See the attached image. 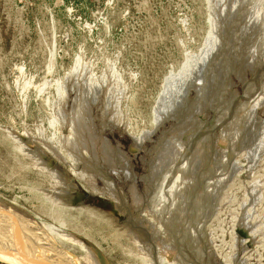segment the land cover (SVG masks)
Listing matches in <instances>:
<instances>
[{
  "label": "rangeland",
  "instance_id": "374dc122",
  "mask_svg": "<svg viewBox=\"0 0 264 264\" xmlns=\"http://www.w3.org/2000/svg\"><path fill=\"white\" fill-rule=\"evenodd\" d=\"M184 82L181 102L155 125ZM172 134L183 136L176 162L139 191L145 215L176 249L155 244L144 260L123 221L74 172L104 187L109 174L91 152L110 144L142 174ZM57 184L83 202L66 203ZM0 212L71 234L100 264H264V0H0ZM63 247L70 264H87Z\"/></svg>",
  "mask_w": 264,
  "mask_h": 264
},
{
  "label": "bare ground",
  "instance_id": "6f19581e",
  "mask_svg": "<svg viewBox=\"0 0 264 264\" xmlns=\"http://www.w3.org/2000/svg\"><path fill=\"white\" fill-rule=\"evenodd\" d=\"M227 9V8H226ZM240 12V11H239ZM209 45V44H208ZM206 52V51H205ZM208 52V51H207ZM205 57V56H204ZM203 57V58H204ZM254 58V57H253ZM204 61V60H203ZM195 62H197V61H195ZM202 64V63H201ZM252 65V64H251ZM202 66V65H201ZM200 67V66H199ZM203 67V66H202ZM203 69V68H202ZM200 70V69H199ZM200 71H203V70H200ZM199 72V71H198ZM201 73H203V72H201ZM207 74V73H206ZM203 75V74H202ZM202 75H200V76H202ZM197 76H198V74H197ZM199 76V77H200ZM205 76V75H204ZM203 76V77H204ZM195 78H196V76H195ZM193 81H196V80H194L193 79ZM202 80L200 79V82H201ZM187 83H188V81H187ZM187 83L186 82H184V83H182V87L180 88V92L178 91V93H179V96L178 97H176L175 99H172V100H170V103L168 104V102L166 103V101H167V99L166 98H168V97H166V96H168V94L166 95V96H164L163 97V101H162V103H161V105L162 104H164V103H166L164 106H162V107H159L157 110H156V112H155V117H154V123H155V125H157L159 122H161L163 119H164V116H165V114H167L169 111H171L174 107H175V105L176 104H179L180 102H181V97H182V95L184 96V94H186L187 93V89H188V86H186L187 85ZM210 83V82H209ZM198 85V84H197ZM196 85V86H197ZM193 86H195V85H193ZM168 88V87H167ZM171 89V88H170ZM199 89H201V88H199ZM172 90V89H171ZM174 90H175V88H174ZM166 91H167V89H166ZM173 91V90H172ZM176 92V91H175ZM174 92V93H175ZM169 93H170V91H169ZM176 94H177V92H176ZM174 95V94H173ZM203 95V94H202ZM197 96V95H196ZM171 97V96H170ZM175 97V96H174ZM194 97V96H193ZM206 98V97H205ZM210 98V97H209ZM213 100V99H212ZM216 103V102H215ZM221 105V104H220ZM200 108H197V110H199ZM220 109V108H219ZM199 112H200V110H199ZM170 113V112H169ZM173 113V112H172ZM222 115V114H221ZM195 116V115H194ZM166 118V117H165ZM219 120V119H218ZM193 122V121H192ZM114 123V122H113ZM179 127V126H178ZM178 129V128H177ZM153 132V131H152ZM177 132V131H176ZM149 131L148 132H143L142 133V135H141V137L140 136H136V141L133 143V147H134V149H139L140 148V146L142 145V143H143V140L144 139H146V136L147 135H149ZM150 136V135H149ZM177 136V135H176ZM174 137V138H172L173 137V134H172V136H171V138H168L166 141H164V143L160 146L159 145V151H158V154H157V158L155 159V160H153V162L151 163V167L149 168V170H148V172L147 173H145L144 175H142L140 178H142L143 180L145 179V182H146V185L147 186H149V187H153L154 188V186H155V183H157V181L158 180H160V177H162L163 176V179L164 178H166L165 176L168 174V169L169 170H171L170 169V166H173V165H171L172 163H174V162H176V158H177V156L179 155V152H180V150H181V146H182V144H181V142H179V141H181V139H182V135H179V136H177V137ZM183 140H185L184 138H183ZM188 140V139H187ZM186 141V140H185ZM76 142V141H75ZM177 143V145H175ZM74 145H77V143H73ZM184 144V143H183ZM185 145V144H184ZM78 146V145H77ZM80 146V145H79ZM78 146V147H79ZM78 147H77V150H78ZM94 147V146H93ZM74 148H76V147H74ZM153 148V147H152ZM102 150H103V152H102ZM102 150H101V152H98V148H93V152H91V154L92 153H94L93 155H94V157H93V155L91 156V158H92V161H96V163L94 164L93 163V166L95 167H97L98 168V170L101 168V171L104 173L103 174V176L104 177H106L107 175L106 174H112L113 172H115L118 176H120V178L121 179H124V178H126L127 180L129 179V181L127 182V184H128V190H129V192L131 193L130 195H132V197H131V202H127L128 201V197H126L125 195L126 194H124V193H120L117 189H115V185H114V183H113V181L111 180V181H109V180H107L108 179V176L106 177V178H104L103 176V178L104 179H106L105 181H104V187L103 186H98L97 185V183L95 182L96 180H92L89 176H86L85 175V173L83 174V172H79V173H77V172H74V175H75V177L76 178H78L79 180H80V183L81 184H83V185H85L86 187H88L89 188V191L90 192H92V193H94V194H97V195H99V196H103V197H105V198H109L110 200H112V201H114L116 204L117 203H121V204H126V203H128V204H130L131 206H132V208H133V206H136V205H141V204H144V206H146V202L148 201V198L146 199L145 197H143V196H140L139 195V193H138V191H137V188H136V185H135V176H136V174H134L133 172H132V169H131V167H130V162H129V159H126L127 158V155L123 152V151H120V150H116V148H114L113 146H110V144H106L105 145V147H103L102 148ZM92 151V150H91ZM100 151V150H99ZM195 152V151H194ZM101 153H103V154H101ZM156 153V152H155ZM37 154H39L38 152H37ZM60 153H58V152H54L53 151V155H59ZM181 155V154H180ZM52 156V155H51ZM41 158L43 159V157H42V154H41ZM52 158V157H51ZM50 158V159H51ZM94 158V159H93ZM188 158V157H187ZM185 159V158H184ZM199 159H200V157H199ZM198 159V160H199ZM52 161V160H51ZM187 161V160H186ZM186 161H184V162H186ZM125 162V163H124ZM50 163V162H49ZM183 163V162H182ZM189 163V162H188ZM178 164V163H177ZM188 165V164H187ZM51 169L52 170H54L56 173H57V175H56V173H54V175L55 176H60V177H62V174H60L61 172H60V170H58L57 168H56V166H55V164H52L51 163ZM132 166V165H131ZM93 167V168H94ZM95 167V168H96ZM173 168V167H172ZM178 168V167H177ZM181 168H183V167H181ZM130 169V170H129ZM100 171V172H101ZM165 171H167V172H165ZM98 172V171H97ZM99 173V172H98ZM165 173V174H164ZM64 174V173H63ZM101 174V173H100ZM99 174V175H100ZM122 174V175H121ZM124 174H125V176H124ZM187 175V174H186ZM101 176V175H100ZM111 176V175H110ZM125 180V179H124ZM181 180V179H180ZM62 181H65V178L64 177H62ZM161 181H162V179H161ZM160 181V182H161ZM164 181V180H163ZM162 181V182H163ZM161 182V183H162ZM164 183V182H163ZM62 184H65V183H62ZM150 184H151V186H150ZM159 184V183H158ZM158 184H157V186H158ZM69 185V184H68ZM67 185V186H68ZM112 185H114V186H112ZM162 185V184H161ZM160 184H159V187L161 186ZM67 186H65L66 187V189L68 188ZM65 187H62V185L61 184H57V188L56 189H58V191H60L61 189H63V190H66L65 189ZM70 187V186H69ZM157 189V188H156ZM155 189V190H156ZM57 191V190H56ZM57 191V192H58ZM156 191H158V190H156ZM184 191V190H183ZM156 193H158V192H156ZM72 194V193H71ZM56 195V194H55ZM55 195H53V197H51V201L53 200V202L54 203H57L58 204V196L57 197H55ZM159 195H160V192H159ZM182 195V194H181ZM48 196V195H47ZM146 196H148V195H146ZM156 196H158V194L156 195ZM162 196H163V193H162ZM162 196H158L159 198L160 197H162ZM170 196V195H169ZM48 197H50V196H48ZM61 197V196H60ZM154 197V196H153ZM68 198V197H67ZM150 198V197H149ZM181 198V197H180ZM183 198V199H182ZM181 199H182V201H179L180 199L179 198H177V199H179L178 201H179V203L181 202V205H182V208H186V206H187V202H188V199L186 198V196H185V198L184 197H182ZM62 199H64V198H62ZM65 199H66V197H65ZM68 200V199H67ZM154 200V198H150L149 199V202L150 203H153L152 201ZM164 200H165V198H164ZM60 201V200H59ZM177 201V202H178ZM156 202V201H155ZM154 202V203H155ZM61 203V202H60ZM63 203V202H62ZM170 203V202H169ZM175 203H176V200H175ZM172 204V203H171ZM174 204V203H173ZM118 205V204H117ZM124 205H120L121 206V210L123 211V212H126V210L127 209H129L130 207H128L129 205H126L127 207H124ZM86 206V205H85ZM176 206V205H175ZM58 207V206H57ZM57 207H55V208H57ZM174 207V206H173ZM49 208H51V207H49ZM60 208H63V207H60ZM151 208V207H150ZM52 209H54V208H52ZM170 209V208H169ZM187 209V208H186ZM57 211H58V209H56ZM174 210V209H173ZM60 211H62V210H60ZM59 211V212H60ZM66 211V210H65ZM64 211V212H65ZM159 211V209L157 210V212ZM161 211H163V210H161ZM167 211V210H166ZM172 211V210H171ZM55 212V211H54ZM130 212H131V210H130ZM156 212V211H155ZM168 212V211H167ZM56 213V212H55ZM58 213V212H57ZM56 213V214H57ZM68 213H69V211H68ZM80 213V212H79ZM128 213V212H127ZM126 213V214H127ZM64 214V213H63ZM161 214V213H160ZM60 215V214H59ZM65 215V214H64ZM154 215V214H153ZM169 215V214H168ZM170 216V215H169ZM60 217H61V215H60ZM59 216H57V218H60ZM93 217V216H92ZM62 218V217H61ZM98 218V217H97ZM145 217L144 216H139V215H132V214H129L128 215V220H132L133 222H138V223H141V224H144L145 223V219H144ZM90 219V218H89ZM99 219V218H98ZM39 220V219H38ZM56 220V219H55ZM59 220V219H58ZM62 220V219H61ZM63 222V221H62ZM64 223V222H63ZM62 223V224H63ZM12 224H13V226H15V229H16V231L18 232V233H20L21 234V232L20 231H22V234H24V232H25V230L23 229V227H22V225L20 224V223H14V222H12ZM65 224V223H64ZM103 224V223H102ZM43 225H44V227H45V229H46V233H43V232H41V231H39V232H35L36 233V235H38L42 240H56V242H58L60 245H63V246H69L71 249L73 248V249H76V250H78V251H80L79 253H81V251H82V253H81V255H80V259L81 260H83V261H85L87 264H100L99 263V261L97 260V258H96V256H95V253L91 250V248H88L87 247V249H84V248H82V247H80V246H75L74 244H72V242L71 241H75L76 243H80L79 245H84V246H86L85 244H83L82 242H80V240L77 238V239H75V238H73L72 236H70V235H68V234H66L65 232H55L54 230H53V227H52V225H50V224H44V222H43ZM73 225V224H72ZM74 225H75V223H74ZM74 225H73V227H74ZM64 226V225H63ZM83 226V225H82ZM66 227V226H65ZM70 227H72V226H70ZM75 227L77 228V226L75 225ZM123 227L124 228H126L129 232H130V235H132L133 236V239L136 241V243L138 244V246L142 249V251H143V256H141V257H143L144 258V260H147V259H145L146 257H148L147 255H146V253L147 254H149L151 251H153L154 250V247H153V245L148 241V239H147V237L144 235L145 233H149V234H151V236H153V238L155 239V237H157V235H156V233L154 232V233H152V232H148V231H146L145 230V228H142L141 226L140 227H138V226H135V227H133V226H129V224H128V222L127 223H125V222H123ZM170 227V226H169ZM172 228V227H171ZM180 228V227H179ZM182 228V227H181ZM180 228V229H181ZM61 230V229H60ZM76 230V229H75ZM173 230V229H172ZM183 230V229H182ZM174 231V230H173ZM181 231V230H180ZM184 231V230H183ZM168 232H170V230L168 231ZM172 232V231H171ZM171 232H170V234H171ZM182 232V231H181ZM3 232H2V230L0 229V234H2ZM173 233V232H172ZM169 234V235H170ZM182 234H184L183 232H182ZM181 234V235H182ZM173 236H174V234H172ZM185 235V234H184ZM164 236H166V234L164 235ZM178 236V235H177ZM176 236V237H177ZM166 237H168V236H166ZM166 237H163V239L162 240H160V242L159 243H157V245L158 246H162L163 248H167V249H170V250H175L176 249V246L174 245V244H170V243H172V242H168V240H169V238L167 239ZM184 236L182 235V237L181 238H183ZM93 238V237H92ZM175 238V237H174ZM173 237H172V239H174ZM177 238H179V237H177ZM184 239H186V237L185 238H183L182 240L184 241ZM177 240V239H176ZM173 241V240H172ZM178 241V240H177ZM178 244V243H177ZM183 244H184V242H183ZM185 244H188L189 245V242L188 243H186L185 242ZM191 244V243H190ZM180 247H181V245H179ZM178 246V247H179ZM191 246V245H190ZM161 247V248H162ZM158 248V247H157ZM160 248V247H159ZM161 248H160V250H161ZM159 249H157V251H158ZM163 250V249H162ZM155 251H156V249H155ZM161 252V251H160ZM153 253V252H152ZM156 253V252H155ZM165 252H163L162 253V255L164 254ZM184 253V252H183ZM156 254H158V253H156ZM173 254V253H172ZM174 255V254H173ZM184 255V254H183ZM160 256V255H159ZM44 255H41L40 253H36V259H37V261H38V263L39 264H46L45 263V261H44ZM185 257H186V253H185ZM0 258L1 259H3V260H5L6 262H13V263H18V260L15 258V257H13V256H9V255H4V254H0ZM138 258V257H137ZM142 259V258H141ZM140 259V260H141ZM183 259V258H182ZM149 260V259H148ZM142 261V260H141ZM139 262V261H138ZM147 262V261H146ZM84 263V262H83ZM149 263V262H148ZM148 263H146V264H148ZM151 263V262H150ZM85 264V263H84ZM143 264V263H142Z\"/></svg>",
  "mask_w": 264,
  "mask_h": 264
},
{
  "label": "water",
  "instance_id": "95a60500",
  "mask_svg": "<svg viewBox=\"0 0 264 264\" xmlns=\"http://www.w3.org/2000/svg\"><path fill=\"white\" fill-rule=\"evenodd\" d=\"M53 163L56 167L62 169V167L57 162ZM70 179L75 180L76 178H74L73 175V177H70ZM112 204L116 209V205L114 203ZM4 205L6 206L7 204ZM6 207L11 208L9 205H7ZM18 214L22 215L21 212H18ZM24 217V222L22 221L20 222V224L22 225L25 232L23 235H20L16 231L15 226H11L13 224L10 219L8 220L6 218V214L0 212V229L3 232L2 234H0V254L13 256L18 260V263L6 262L1 258L0 261H4L8 264H39L36 259V253H39L41 251L49 254L47 255L50 262L49 264H70V261L74 260V257L70 254V252L58 242H56V240L45 241L42 240L38 235H36L35 232L39 231L46 233V229L41 222L31 219V217L28 215H24ZM8 221H10V223ZM58 252L65 254L66 257H69L68 262L60 260L57 262L56 257L59 256L56 254ZM80 263L84 264L82 262Z\"/></svg>",
  "mask_w": 264,
  "mask_h": 264
},
{
  "label": "flooded vegetation",
  "instance_id": "af4514ba",
  "mask_svg": "<svg viewBox=\"0 0 264 264\" xmlns=\"http://www.w3.org/2000/svg\"><path fill=\"white\" fill-rule=\"evenodd\" d=\"M156 156L157 155H155V158H154V160L156 159ZM153 162V161H152ZM51 163H53V162H51ZM54 164V163H53ZM132 165V164H131ZM151 167V166H150ZM131 169H132V172L134 173V174H136V176H135V185H136V188H137V191H138V193H139V195L140 196H143L141 193H140V191H139V187L140 186H143V188H145V189H147V190H149V189H151V187H149V186H147L146 185V182H145V179L143 180L142 178H140L142 175H144L145 173H147L148 172V170L146 171V172H144V173H142V174H140V173H137V172H135L134 170H133V168L131 167ZM111 175V176H110ZM108 179H111L112 181H113V183H114V185L116 186V189L120 192V193H124V194H126L125 196L126 197H128V201L127 202H131V197H132V195H130L131 193L129 192V188H128V184H127V182L129 181V179L128 180H123V179H121L120 178V176H118L115 172H113L112 174H109L108 175ZM118 183H121L122 184V188H119V186H117L118 185ZM114 185H112V186H114ZM71 186V185H70ZM150 186H151V184H150ZM128 188V189H127ZM71 189H73V186H71ZM71 189L69 188V189H67L66 191H65V193H66V195H64L65 197H66V199H65V202L66 203H72V204H76V203H82L83 202V200H78L77 198H76V196L75 195H72L71 194ZM87 190H88V194H90V196H95V197H99V198H102L103 200H105V202L107 203V205L110 207V212L111 213H113V214H116L118 217H119V219L121 220V221H123V222H125V223H131L132 224V226L133 227H135V226H138V227H142V228H145V230L146 231H148V232H152V233H156V235H157V237H155V239L153 238V236H151V234H147V233H145L144 235L147 237V239H148V241L153 245V247L155 246V244H157V243H159L160 242V240H162L163 239V236H162V234H160V230L158 229V227H157V225H156V223L155 222H152V221H150L149 219H148V217L145 215V212H144V204H141V205H136V206H134V208H129V209H127L126 210V212H123L122 210H121V206L120 205H124V204H121V203H115L114 201H112V200H110L109 198H105V197H103V196H99V195H97V194H94V193H92V192H90L89 191V188L87 187L86 188ZM68 197V198H67ZM68 199V200H67ZM83 199V198H82ZM114 203L115 205H116V209H115V206L112 204V203ZM126 205H129L128 207H130L131 205L130 204H128V203H126L125 205H124V207H127ZM92 207L91 205H88V207ZM181 208H182V205H181ZM186 208H182L181 210H185ZM97 210H99V208H97ZM118 210V211H117ZM130 210H131V212H130ZM99 211H101V210H99ZM103 211V210H102ZM116 211V212H115ZM128 212V213H127ZM127 213V214H126ZM129 214H132V215H141V216H144L145 218V223L144 224H141V223H138V222H133L132 220H128V215Z\"/></svg>",
  "mask_w": 264,
  "mask_h": 264
}]
</instances>
